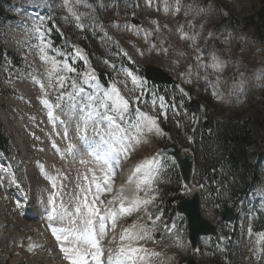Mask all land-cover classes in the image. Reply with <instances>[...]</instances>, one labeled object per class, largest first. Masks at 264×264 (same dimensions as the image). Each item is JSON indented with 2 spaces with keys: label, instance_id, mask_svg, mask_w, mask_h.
Instances as JSON below:
<instances>
[{
  "label": "rangeland",
  "instance_id": "1",
  "mask_svg": "<svg viewBox=\"0 0 264 264\" xmlns=\"http://www.w3.org/2000/svg\"><path fill=\"white\" fill-rule=\"evenodd\" d=\"M0 5L6 15L14 13L12 6L15 5L42 13L44 27L50 29L48 39L58 49L77 48L81 38H90L86 43L93 42L90 48L97 44L95 54L102 56L97 61L99 68L111 74L112 83L116 82L133 108L145 107L149 96L132 94L131 83L123 79L122 69L139 72L153 66L177 78L175 90L179 96L184 98L183 89L185 98L201 105L200 117L194 118L197 125L191 128L192 132L196 128L200 132L201 119L211 124L227 119L248 124L247 154L256 169L255 187L247 194H237L236 197L241 198L236 204L232 179L226 172L216 174L211 183L206 180L194 184L202 187L201 198L211 204L203 218L216 225L219 239L211 240L202 262L264 264V76L257 78L264 74V0H181L180 11H176L175 0H168V11L165 0H83L70 4L81 17L80 21L64 6L65 0H0ZM189 6L191 11L186 15L185 9ZM197 8L204 11L198 13ZM261 11L263 21L260 23L255 17ZM18 17L16 14V18L10 20L13 22L0 21V63L4 61L6 65L0 64V133L9 140V146L0 153V177L3 178L0 184V264H69L46 219L47 200L53 189L44 173L56 177L57 185L63 184V191L69 193L78 191V184L86 186L83 177L87 175L90 180L92 175L88 169H96L97 177L102 173L95 164L80 163L82 159H91L84 152L75 159L70 154L61 155L68 141L57 135L62 127L48 118L47 109L40 102L46 98L45 94L33 82L35 76L47 83L44 73L52 64L41 60V53L36 49L40 41L29 30V26L37 22L31 17L20 20ZM189 22L194 27H189ZM78 24H83V28ZM201 24H204L203 30ZM209 31L215 33L211 40L207 38ZM193 34H197L195 40L190 38ZM213 52L227 64L219 76L211 68H198L196 57L199 55L210 63ZM70 62L80 65L84 71L91 69L88 61L75 56ZM197 71L200 79L196 77ZM190 73L192 83L187 82ZM205 73L209 83H205ZM216 80L224 94L222 100L214 95L211 82ZM55 95L53 92L51 99L54 100ZM148 109L151 115H158L159 123L158 104L149 103ZM54 114H59L58 110H54ZM61 119L66 117L61 116ZM182 127L185 129L186 125L179 122L164 139L177 135ZM53 142L60 152L52 147ZM72 143L79 147L75 136ZM149 143L152 141L138 147H148ZM187 144L189 142H185ZM39 165L44 166L43 170ZM194 174L195 178L200 177V170ZM173 177L170 167L158 175L153 186L157 189V199L161 198L159 190L170 184ZM206 185L213 186L214 191H209ZM110 197L107 193L101 196L102 199ZM223 206L235 214L232 226L228 227L219 218ZM39 226L41 233L37 235ZM32 238L36 239L38 250L34 246L26 248ZM107 241L110 240L106 239V249L115 245ZM34 258H37L36 263L32 261ZM149 262L150 259L145 264Z\"/></svg>",
  "mask_w": 264,
  "mask_h": 264
},
{
  "label": "snow or ice",
  "instance_id": "2",
  "mask_svg": "<svg viewBox=\"0 0 264 264\" xmlns=\"http://www.w3.org/2000/svg\"><path fill=\"white\" fill-rule=\"evenodd\" d=\"M83 0H65V7L68 8L76 20L81 17L73 11L70 4H79ZM176 11H180L181 0H175ZM165 10H169L168 0H165ZM191 11V7L185 9V14ZM198 13L204 9L197 8ZM40 22L29 26L30 32L40 41L36 49L41 53V60L50 61L52 67L44 73L48 82H42L33 77V82L38 84L45 97L41 103L47 109V116L54 125L57 123L62 127V139L68 144L62 156L70 154L73 159L81 152L86 153L91 159L80 160L81 164L89 163L99 166L102 173L100 177L96 175V169H88L92 173L91 179L85 175L86 186L77 185L78 191L69 193L63 191L64 185L56 183V177L44 173L45 177L51 181L53 191L49 194L46 208V219L51 227L52 234L60 246V251L69 264H145L146 255L156 256L158 253L148 254V250L135 246V242L150 239L147 226L144 224H133L131 229L125 228L120 234L121 244L116 250H108L106 253V237L109 229L116 231L118 217L131 215L142 206L154 204L156 200V189L153 188L155 179L159 173L161 162L157 153L151 158L141 160L132 173L129 175L127 183L135 184V190L126 191L124 187L113 189L114 178L118 175L122 160L130 158L133 151H137V146L146 144L144 139L149 134H159L162 132L158 124V115L149 114L148 110L139 107L133 108L130 101L125 98L116 86L102 83L96 75L95 69L82 71L74 63H70L72 56L87 62L86 57L78 48L68 51L58 49L53 42L48 39L49 28L44 27V20L37 17ZM153 23H157L153 21ZM83 28V24H78ZM189 27L194 25L189 22ZM203 30L204 24H201ZM103 30V29H101ZM181 31L183 27L181 26ZM197 34L190 38L195 40ZM107 39L111 37L105 33ZM215 36L213 31L208 32V39ZM188 38V37H186ZM117 47L119 45L117 44ZM154 47V46H153ZM167 51V49H164ZM199 51V50H198ZM49 52L53 55L49 56ZM128 56L127 52L123 53ZM60 57V59H57ZM199 62L198 68L213 69L219 76L227 66L226 61L213 52L210 56V63L204 62L201 56L196 57ZM107 63V61H105ZM115 68V65H112ZM191 67V66H190ZM39 75L38 73L36 74ZM133 83L137 77L129 72ZM260 74L257 78H261ZM197 79L201 78L199 71L196 73ZM207 73L204 74L205 83ZM188 83H192L191 73ZM140 83L143 85L144 81ZM214 95L218 99H223L224 94L219 90V80L211 82ZM242 84V81H241ZM56 93L54 100L51 94ZM181 94L185 95L183 89ZM140 97L137 96L136 100ZM162 111L159 115H166L163 109H175L178 107L171 102L165 103L164 97H157ZM156 104V100H153ZM58 110L59 114H54ZM61 116L66 119H61ZM75 134L77 144L72 143V134ZM52 147L60 152L59 147L53 142ZM175 164V158L172 161ZM43 170L44 166L39 165ZM65 179L67 177H64ZM14 182V181H13ZM3 178L0 177V184ZM143 192L146 199L141 198L138 193ZM110 194L111 199H102V194ZM67 197V200H65ZM19 207V204L17 205ZM159 212V209L157 210ZM148 220H160V215H149ZM112 243V241H107ZM31 247V246H30Z\"/></svg>",
  "mask_w": 264,
  "mask_h": 264
},
{
  "label": "trees",
  "instance_id": "3",
  "mask_svg": "<svg viewBox=\"0 0 264 264\" xmlns=\"http://www.w3.org/2000/svg\"><path fill=\"white\" fill-rule=\"evenodd\" d=\"M264 12V10H262ZM262 11L256 15V19L263 21ZM5 17L3 6L0 5V20ZM90 42L89 38H86ZM80 40L79 47L83 50L90 67L95 69L96 75L103 81V74L99 71L97 61L100 56H96V44L92 48ZM78 69L80 65H76ZM198 131V130H197ZM194 135V159L196 170H200L202 177L211 178L220 171L226 172L232 179L233 196L240 192H247L255 182L256 169L249 162L247 149L249 147L248 124L240 123L232 119L212 124L210 133L200 129V133ZM8 140L0 134V151H4ZM166 189L171 190L178 196L179 184L172 180V184ZM237 189H242L238 192ZM237 200V198L235 199Z\"/></svg>",
  "mask_w": 264,
  "mask_h": 264
},
{
  "label": "water",
  "instance_id": "4",
  "mask_svg": "<svg viewBox=\"0 0 264 264\" xmlns=\"http://www.w3.org/2000/svg\"><path fill=\"white\" fill-rule=\"evenodd\" d=\"M144 76L146 80L151 81L155 84L172 83V80L165 73L153 67H146ZM197 111L198 107L196 106L192 110V113H197ZM161 152L163 153V155H170L177 159L182 178L185 182H188L191 173L192 158L188 157L179 160L180 152L174 145L164 148ZM176 209L178 213L184 214L188 220L193 247H195L196 239L198 236L215 235V229L200 218L198 211V199L196 197H194V199H192L191 201L180 203ZM221 217L228 224L232 223L231 217L225 214H221ZM188 264L195 263L193 261H189Z\"/></svg>",
  "mask_w": 264,
  "mask_h": 264
},
{
  "label": "bare ground",
  "instance_id": "5",
  "mask_svg": "<svg viewBox=\"0 0 264 264\" xmlns=\"http://www.w3.org/2000/svg\"><path fill=\"white\" fill-rule=\"evenodd\" d=\"M20 18H29V17H27V16H24V17H20ZM245 55V54H244ZM248 56V55H247ZM250 56V55H249ZM248 56V57H249ZM246 60V59H245ZM249 60V59H248ZM46 62H49V61H46ZM50 63V62H49ZM251 63V62H250ZM247 65V64H246ZM251 69V68H250ZM255 70V69H254ZM248 72H252V71H248ZM260 76V75H259ZM72 136H75L74 135V133H73V135ZM131 173H129V171H126L125 173H124V178H128L129 177V175H130ZM127 185V187L125 188L126 189V191H132V188H131V186L129 185V184H126ZM123 186H125V185H122L121 187H123ZM120 187V188H121ZM39 233H41V230H40V226H39V228H38V231H36L35 232V234H39ZM112 236V234H108V239H110V237ZM116 241H117V239H116ZM115 241V242H116ZM30 246L31 247H35V248H37V247H39V245H38V243L36 242V239L35 238H32V240L31 241H29L27 244H26V248L27 249H29L30 248ZM40 249V248H39ZM37 250H38V248H37ZM37 257V256H36ZM36 260H37V258H34V259H32V261H33V263H36Z\"/></svg>",
  "mask_w": 264,
  "mask_h": 264
}]
</instances>
